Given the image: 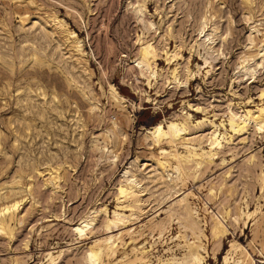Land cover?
Listing matches in <instances>:
<instances>
[{
	"label": "rangeland",
	"instance_id": "1",
	"mask_svg": "<svg viewBox=\"0 0 264 264\" xmlns=\"http://www.w3.org/2000/svg\"><path fill=\"white\" fill-rule=\"evenodd\" d=\"M261 112L264 0H0V264H258Z\"/></svg>",
	"mask_w": 264,
	"mask_h": 264
},
{
	"label": "bare ground",
	"instance_id": "2",
	"mask_svg": "<svg viewBox=\"0 0 264 264\" xmlns=\"http://www.w3.org/2000/svg\"><path fill=\"white\" fill-rule=\"evenodd\" d=\"M156 57H157L156 50L154 49L153 45L149 43L148 46H144L140 48L138 57L136 58V62L138 65H140L141 68L146 66L148 69H150L151 71L150 73L153 74L154 71L152 70L153 69L152 64H155ZM142 74H144L143 71H142ZM112 91L115 93L114 88H112ZM258 116L259 117H257L256 120L260 123L263 122L264 112H261L260 115ZM246 120H247L246 118L242 121L241 118L237 119L235 116L231 117L230 124H231L232 129L235 131L244 130ZM186 130H187V126L185 125V123L182 124V123L176 122L175 120H170V121H167V124H164V122L157 123L155 126L151 128L150 134L152 136L154 143L161 144L162 142H166L168 144L173 145L183 138L184 136L183 132H185ZM211 144L220 146L221 141L218 140L216 137L215 139H213ZM177 160L180 161L179 157L177 158ZM159 164L163 169L165 168L164 162H160ZM58 177H59L58 173H56L52 177V179H55V178L58 179ZM119 194L127 198L131 197L132 195L135 194L134 186H132L129 183L121 184L119 186ZM18 207H19V200L18 201L13 200L11 203L8 202L7 204L0 205V231L1 232H5L6 234L12 232L11 228L9 227V224L5 221V219H6L7 214L10 218H13L12 216L15 215L16 211L18 210ZM82 223H85V225L83 226L79 225L78 227H76L77 232L80 234H82L85 228H87L89 225L88 222H86V219L83 220ZM107 226H110V224H108ZM223 233H224L223 228H216V229L214 228L213 230V234L215 236H221ZM246 254H247L246 262L242 264H256V260L255 258H253L252 254H249V253H246ZM261 261L262 260L258 262H261Z\"/></svg>",
	"mask_w": 264,
	"mask_h": 264
},
{
	"label": "built area",
	"instance_id": "3",
	"mask_svg": "<svg viewBox=\"0 0 264 264\" xmlns=\"http://www.w3.org/2000/svg\"><path fill=\"white\" fill-rule=\"evenodd\" d=\"M258 264H264V259L261 262H258Z\"/></svg>",
	"mask_w": 264,
	"mask_h": 264
}]
</instances>
